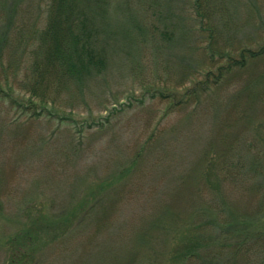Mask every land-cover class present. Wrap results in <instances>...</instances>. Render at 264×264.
<instances>
[{
  "label": "rangeland",
  "instance_id": "rangeland-1",
  "mask_svg": "<svg viewBox=\"0 0 264 264\" xmlns=\"http://www.w3.org/2000/svg\"><path fill=\"white\" fill-rule=\"evenodd\" d=\"M194 2L104 0L95 18L108 58L101 76L81 90L61 88L44 111L18 110L0 99V264L22 253L6 248L20 233L41 236L26 264H238L231 257L240 242L247 264H264V253H250L249 240L236 229L218 228L252 219L257 226L247 235L264 251V220L256 217L264 195L253 202L254 195L244 193L248 182L234 177L256 151L246 157L248 151L231 142L227 159L202 165L205 151L238 129L231 99L241 83L219 90L207 82L214 92H200L206 73L226 65L222 53L236 60L238 49L264 45V0H201L200 12ZM48 5L7 0L6 13L1 10L0 88L5 95L12 90V99L27 93L31 48ZM208 7L222 11L217 18L226 15L228 23L203 22ZM209 51L218 55L211 60ZM259 112L247 125L246 141L261 152L262 103ZM34 220L49 228L25 232ZM190 240L200 244L198 256L180 258L176 244Z\"/></svg>",
  "mask_w": 264,
  "mask_h": 264
},
{
  "label": "trees",
  "instance_id": "trees-1",
  "mask_svg": "<svg viewBox=\"0 0 264 264\" xmlns=\"http://www.w3.org/2000/svg\"><path fill=\"white\" fill-rule=\"evenodd\" d=\"M102 1L104 0H49L45 27L36 38V45H33L31 48V55L34 62L31 67V74L27 78L30 81V85L27 84L24 87L27 93L23 95V100H15L12 99L9 94L13 93L12 90L5 95L4 91L0 88V99L3 101L7 100L11 104H14V107L18 110H27L31 108L33 111V109H36L35 106H39L44 111V109L46 110L54 105V99L62 90L61 88L67 89L68 86H75L77 89L81 90L91 79L94 78L95 80L101 76L108 64L106 50L101 47L97 38L98 28L95 19L101 14ZM6 2L7 0H0V19L1 10L6 7ZM194 6L196 10L198 9L200 12L201 0H195ZM215 6L216 3L213 4V7ZM213 7H208L206 11L203 10V22L207 21V25H210L213 19L215 22L218 21L223 24L228 23L226 15H223L220 19L217 18V15L222 13V11L216 12ZM254 28L256 30L257 27L254 25ZM210 38L213 39V37ZM3 43L4 41H0V54L4 51ZM212 45L213 44L210 46ZM20 47L22 48V44L18 42L17 48ZM215 51H209L208 53L210 54L211 60H213V56L217 54ZM237 52L240 53V58L236 60L230 57L228 53H222L220 58L226 60V65L221 69H217L216 75L212 72L206 73L205 83L202 84L200 92L206 95L214 92V90L208 86L207 82H212L219 90L225 88V86L229 84H236V82L241 83V86H239L240 90L238 92L236 91V96L231 99V103L235 102L234 104L236 105V107H232L234 109L232 112H234V115L235 112L237 114L238 118L234 121H237L239 124L237 125L238 129H233L235 134H233L234 132L231 133V139L229 141H226V137L224 136L220 137L218 146L223 149L219 153L215 151L218 146L213 147L214 144H212L209 150L205 151L204 158H202L203 163H201L204 165V162L210 161L212 157L214 159L213 161L227 159V154H229V150L233 147L231 142L238 143L241 153L248 151L245 155L246 157H248L250 152L256 151L257 154L251 156L249 160V163H251H247V166L241 168L237 175L234 176L238 177L236 178V181H239L238 183L248 182L250 188H246L244 193L254 195V202V197L264 195V191L262 193L257 191V189H264V146L261 152L257 151L253 148V142L246 141V139L249 132L248 124L252 122V125H254L256 121L254 117H260L262 115V112H259L258 116L254 112L256 110V105L259 103L264 104V95L262 93L264 91V69L262 70L263 67L261 65L259 69L257 65L258 62H262L264 59V45L260 46L256 51L248 49L243 50L241 48L238 49ZM261 64L264 65V62ZM212 77L214 79H212ZM241 80L243 82H241ZM194 89H198V87H194ZM187 95L189 97H199L194 92L187 93ZM239 101H244L246 104L241 106ZM24 102H26V104H24ZM227 118L226 123L223 124L224 127L225 125H230V123H228L229 119H231L230 115L227 116ZM238 132H240L241 136ZM208 165L213 164L209 163ZM223 165L224 167L222 169L229 170V168L225 167L226 163L223 162ZM215 192L217 193V191ZM220 193L221 190L218 194L220 195ZM256 215V217L263 216L262 220H264V199L257 207ZM60 223L62 222L58 221V223H51V225H60ZM66 223V221L63 222V226ZM261 223L264 224V221ZM255 224L256 223L253 222L252 219L244 220L238 217L231 219L222 226H218V228L221 229L225 226H230V229H236L237 234L244 236L247 241L249 240V245L246 246H248V248L251 247L250 253H254V256L261 258V254H263L264 251H261L257 242H253V238L247 235L251 231V228H256L257 225ZM27 225L35 226L27 229L25 231L27 233L32 229L34 232H37L49 228L45 220L43 222L34 220L33 223L29 222ZM227 231H229V229H227ZM40 237L41 236H28L27 234L20 233L9 239L6 242V248L9 251H13V249L18 251L21 250L22 253H12L14 258L12 259L11 257L10 260L6 261V264H26L25 262L28 261L31 255L29 248L32 247L33 241L36 242ZM179 238L182 237L180 236ZM244 245V243L240 242L232 247L233 253L231 252V259L235 263H250V260L248 261V259L243 256V252H247V249H245V251L243 250ZM176 247H181L182 255H180V258L182 256V258L190 260L198 256L195 251L200 247V244H198V241L190 240L189 243L183 247L182 243L179 241ZM252 250H254V252H252ZM175 252L178 251L175 250ZM16 254L21 257V259L16 260ZM263 258L264 254L262 259ZM207 264L211 263L207 262Z\"/></svg>",
  "mask_w": 264,
  "mask_h": 264
}]
</instances>
